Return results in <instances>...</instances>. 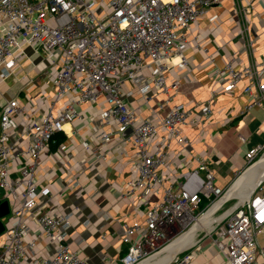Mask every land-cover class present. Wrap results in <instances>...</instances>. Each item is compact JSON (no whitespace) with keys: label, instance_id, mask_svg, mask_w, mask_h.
I'll return each mask as SVG.
<instances>
[{"label":"built area","instance_id":"obj_1","mask_svg":"<svg viewBox=\"0 0 264 264\" xmlns=\"http://www.w3.org/2000/svg\"><path fill=\"white\" fill-rule=\"evenodd\" d=\"M226 1L0 0V84L8 83L21 68L27 48L50 64L45 76L54 73L50 81L54 97L37 121L25 122L27 111L21 99L3 100L0 91V207L9 204V215L0 218L4 226L0 264H85L67 243L73 214L44 215L37 201L51 199V191L37 185L35 177L43 152L64 132L65 125L82 118V107L100 101L108 108L96 140L102 144L119 140L132 146L135 177L127 189L145 208L144 224L122 226V242L128 248L122 264H143L161 256L217 204V216L230 213L200 239L211 240L225 264H264L260 242L264 239V182L248 198L225 210L231 203V190L216 186L214 172L205 160L199 161L196 175L203 174L204 179L196 193L167 187L161 175L172 146L184 149L191 144L184 135L190 113L175 105L180 82L167 83L170 62L175 57L186 63L180 50L185 33ZM241 34L245 41L241 52L249 55L254 43L247 26ZM195 49L203 50L199 45ZM263 73L264 68L249 64L238 69L230 61L216 68L214 77L227 78L224 93L246 83L244 95L250 102L240 113L245 116L254 109L264 111ZM126 82L133 90L125 94ZM152 90L165 96L159 109L168 112L159 120L157 115L141 119L127 101L135 94L146 99ZM213 104L212 97L202 106L201 118L209 119ZM88 150L97 161H106L97 147ZM263 151L261 147L247 155L248 168ZM14 171L19 174L15 179ZM161 194L162 201L151 205L152 197ZM204 203L207 207L201 212ZM27 220L35 223L38 233L31 231ZM43 240L57 244L54 255L34 260ZM191 249L175 261L180 256L184 264L193 261Z\"/></svg>","mask_w":264,"mask_h":264},{"label":"crops","instance_id":"obj_2","mask_svg":"<svg viewBox=\"0 0 264 264\" xmlns=\"http://www.w3.org/2000/svg\"><path fill=\"white\" fill-rule=\"evenodd\" d=\"M246 26L249 40L254 43L249 55L241 52L245 46L241 32ZM185 40L180 50L186 63L181 64L180 58L172 59L167 83L180 82L175 105L190 113L184 135L191 144L184 149L177 144L172 146L161 175L167 187L173 185L196 193L204 179L203 174L196 175L199 161L205 160L214 172L216 186L228 192L248 169L247 155L264 148V111L254 109L240 116L250 102L244 95L246 83H240L231 93H224L227 78L214 77V70L230 61L238 69L249 64L264 68V0H228L213 7L190 27ZM195 45L203 50H196ZM49 67L41 55L27 48L21 68L8 83L0 84L3 100L16 96L21 99L27 111L23 117L25 122L39 120L52 102L54 89L50 81L54 73L45 76ZM131 90V83L126 82L123 92ZM212 97V115L206 120L201 118L200 111ZM164 102L165 96L157 90H152L146 99L135 94L127 101L139 118L157 115V120L168 112V109H159ZM107 108L104 101L82 107V118L65 125L64 132L58 136L62 145L54 148L51 143L43 152L35 177L37 185L51 191V199L37 201L44 215L73 214L67 243L85 264H122V258L128 253L122 242V226L145 223V208L136 203L137 199L127 189L135 177L134 149L119 140L109 144L96 140L103 131L101 119ZM95 147L104 153L106 161H97L88 150ZM18 176L14 171L13 178ZM244 189L234 191V188L231 192L230 201H235L234 205L245 199ZM162 198V194L152 197L151 205L160 203ZM9 203L13 205L15 201L10 198ZM26 223L33 233H38L33 221ZM189 241L186 248L175 252L169 264L190 247L189 253L194 259L188 264H225L211 240ZM260 242L264 245L263 238ZM56 246L47 240L41 241L33 259L51 258ZM182 259L180 256L175 264H184Z\"/></svg>","mask_w":264,"mask_h":264},{"label":"bare ground","instance_id":"obj_3","mask_svg":"<svg viewBox=\"0 0 264 264\" xmlns=\"http://www.w3.org/2000/svg\"><path fill=\"white\" fill-rule=\"evenodd\" d=\"M244 175V174H243ZM264 181V165L261 166L260 169L256 171H251L249 174L245 176V178H242L239 182H235L233 185L232 190L228 194L230 196L231 192L234 190H241L245 187L247 188V193L245 196V199L248 198L251 193L255 190L257 185ZM234 193V192H233ZM250 193V195H249ZM239 199V198H238ZM243 199V200H245ZM240 199V201H243ZM220 204L215 205L210 211H208L198 222L196 225H194L190 231L185 234L183 237L177 239L174 241L171 245H169L163 252L162 255L165 254L162 258H154L150 261H153L151 264H167L170 259L174 256L175 252L181 249L186 248L190 244V239L195 240L197 239L198 235L202 232L210 233L213 231L216 224H219L222 222L230 212H227L223 214L220 217L216 216V213L219 209ZM227 214V215H226ZM188 249V248H187ZM185 251V250H184ZM182 253V252H181ZM150 261H147L143 264H148Z\"/></svg>","mask_w":264,"mask_h":264},{"label":"rangeland","instance_id":"obj_4","mask_svg":"<svg viewBox=\"0 0 264 264\" xmlns=\"http://www.w3.org/2000/svg\"><path fill=\"white\" fill-rule=\"evenodd\" d=\"M263 165H264V151H263V152L260 154V156L257 158L256 162L253 163L248 169H246V172L244 173V175L242 174V175H240L241 177L239 176L240 178H239L236 182H239L242 178H245V176H246L247 174H249L251 171H256V170L260 169L261 166H263ZM247 170H248V171H247ZM246 189H247V188L245 187V189H244V193H247V190H246ZM249 195H250V193H249ZM235 203H236L235 201L229 203V204L226 206L225 210L231 208V206H233ZM204 204H206V206H207V203H204ZM204 204H203V205H204ZM225 210H224V211H225ZM222 215H223V213L219 214L218 216L216 215V216H217V217H220V216H222ZM204 235H205V232L200 233L198 239L202 238ZM164 256H165V254L162 255V256L159 257V258H162V257H164ZM171 260H172V259H170V261H171ZM170 261H169V262H170ZM169 262H168L167 264H169ZM171 264H175V261L172 262Z\"/></svg>","mask_w":264,"mask_h":264},{"label":"water","instance_id":"obj_5","mask_svg":"<svg viewBox=\"0 0 264 264\" xmlns=\"http://www.w3.org/2000/svg\"><path fill=\"white\" fill-rule=\"evenodd\" d=\"M264 182V181H263ZM263 182L259 183L257 185L260 186ZM9 215V204L8 203H4L1 205L0 207V218H5ZM4 232V226L2 224V222L0 221V235Z\"/></svg>","mask_w":264,"mask_h":264},{"label":"trees","instance_id":"obj_6","mask_svg":"<svg viewBox=\"0 0 264 264\" xmlns=\"http://www.w3.org/2000/svg\"><path fill=\"white\" fill-rule=\"evenodd\" d=\"M52 144H53L54 148H56V147L59 148V147L62 145V140H60V139L58 138V136H57V137L53 140ZM206 207H207L206 204H204V205L202 206V208H201V212L204 211V209H205Z\"/></svg>","mask_w":264,"mask_h":264}]
</instances>
